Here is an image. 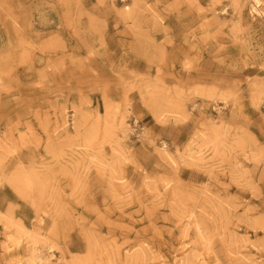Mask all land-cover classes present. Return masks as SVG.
<instances>
[{"label": "rangeland", "instance_id": "obj_1", "mask_svg": "<svg viewBox=\"0 0 264 264\" xmlns=\"http://www.w3.org/2000/svg\"><path fill=\"white\" fill-rule=\"evenodd\" d=\"M0 264H264V0H0Z\"/></svg>", "mask_w": 264, "mask_h": 264}, {"label": "bare ground", "instance_id": "obj_2", "mask_svg": "<svg viewBox=\"0 0 264 264\" xmlns=\"http://www.w3.org/2000/svg\"><path fill=\"white\" fill-rule=\"evenodd\" d=\"M256 3H257V5L259 6V1H257Z\"/></svg>", "mask_w": 264, "mask_h": 264}]
</instances>
